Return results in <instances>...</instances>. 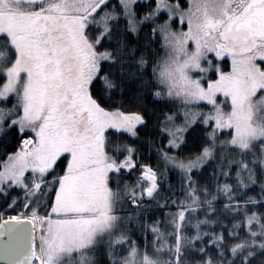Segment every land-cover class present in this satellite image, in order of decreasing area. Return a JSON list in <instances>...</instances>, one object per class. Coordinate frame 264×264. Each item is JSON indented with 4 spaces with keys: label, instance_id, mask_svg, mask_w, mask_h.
<instances>
[{
    "label": "snow or ice",
    "instance_id": "1",
    "mask_svg": "<svg viewBox=\"0 0 264 264\" xmlns=\"http://www.w3.org/2000/svg\"><path fill=\"white\" fill-rule=\"evenodd\" d=\"M0 264H264V0H0Z\"/></svg>",
    "mask_w": 264,
    "mask_h": 264
}]
</instances>
